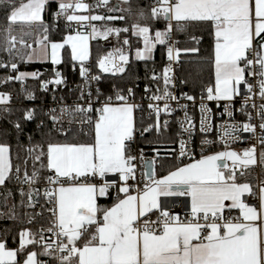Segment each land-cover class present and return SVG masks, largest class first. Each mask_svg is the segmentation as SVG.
<instances>
[{
    "label": "snow or ice",
    "instance_id": "6c2138e0",
    "mask_svg": "<svg viewBox=\"0 0 264 264\" xmlns=\"http://www.w3.org/2000/svg\"><path fill=\"white\" fill-rule=\"evenodd\" d=\"M53 4L55 9L49 12ZM122 4L128 7L98 0L95 8L122 13L99 15L78 14L93 8L83 0L19 4L0 0L8 13L0 51L10 58L0 60V69L10 73L0 82L23 84L29 77L37 79L39 73L21 72L18 66L35 60H50L55 66L70 63L73 71L78 65L82 79L73 103L60 97L57 107L47 111L26 107L9 121L23 155L19 151L14 155L10 144L0 142V188L6 189L7 209L0 211V218L32 227L19 230L16 248L0 239V264H264V179L257 177L255 184L246 179L247 169L257 164L256 146L242 153L205 154L203 145L214 143L205 139L196 159L190 147L196 126L188 105L180 104L196 98L187 93L178 97L170 90L175 87L171 63L179 61L181 52H200L197 47H176L179 41L174 33L187 32L199 42L190 29L206 30L212 48L204 62L211 66L212 79L202 85L199 131L207 133L213 127L212 109L206 102L214 101L218 107L224 102L221 115L234 121L220 137L225 149L230 143L244 142L248 137L243 134H250L262 148L259 160L264 166V0H153L147 10L134 8L132 0ZM46 14L50 22L45 21ZM129 19V27L107 26V22ZM161 21L163 29H154L152 25ZM92 22H104V26ZM14 25L27 26L29 31L21 29L15 35ZM130 30L142 42L135 50L137 61L153 60L161 45L170 62L162 76L153 71L148 77L156 83L155 91L144 88L149 117L154 114L155 120L140 128L135 113L143 105L135 102L134 89L113 85V93L106 95L98 86L101 75H92L87 66L90 40L119 38ZM58 33H63L61 38L54 39ZM122 43L131 47L126 38ZM130 54L116 48L98 57L97 66L102 73L122 75ZM49 85L66 86V79L57 70L53 80L41 83V89L46 92ZM237 97L239 109L235 108ZM11 99L9 93H0L2 111L8 115L12 114ZM25 99L35 101V92L26 91ZM173 101L184 110L180 132L188 139H179L181 164L157 177L159 150L154 147L155 155L148 159L144 149L134 151V145L137 132L144 137L161 131V114L171 116L176 111ZM236 111L246 119L235 121ZM31 123L36 124L35 134L27 133ZM168 123L163 122L165 129ZM220 127L224 130V125ZM26 133L27 146H23L20 137ZM185 158L189 162L183 163ZM229 160L231 167L221 163ZM13 182L19 185L18 204L7 188ZM173 197L187 198L183 215L171 211L168 198ZM102 199L111 202L102 204Z\"/></svg>",
    "mask_w": 264,
    "mask_h": 264
},
{
    "label": "trees",
    "instance_id": "16d2710c",
    "mask_svg": "<svg viewBox=\"0 0 264 264\" xmlns=\"http://www.w3.org/2000/svg\"><path fill=\"white\" fill-rule=\"evenodd\" d=\"M27 0H17V4L20 2H26ZM132 5L135 8H144L145 10L148 9L147 2L143 0H132ZM55 9V4L52 5V8L49 9V12L53 11ZM7 12L3 7H0V42H2L4 37V29L8 26V21L6 19ZM45 21L50 22L48 14L45 15ZM104 23V22H103ZM132 23V20H126V21H111L107 22V26L116 27V28H123V27H129ZM141 23H145L144 21H141ZM154 29H163L164 23L157 22L153 25ZM14 33L15 35L21 34V29L23 31H29L27 26H21V25H14ZM190 32L192 35H195L199 42L196 40H192L190 38L189 33H174V37L179 41L178 47L183 49L185 47H197L200 49L199 53H182L181 55V66L178 70V77L181 81H187V83H183V90L186 91L189 94L199 96V94L202 91V85L207 84L212 79L211 74V66L208 63H205L204 61L210 56L211 48H212V37L208 34V32L204 29L200 28H191ZM63 33L56 34L53 38L59 40L61 38V35ZM122 35H125L129 38L130 42V63L128 65V68L126 72L122 75L112 76L109 74H100L101 84L104 87L105 92H108V89H110L113 85L118 86H130L133 85L136 80L140 79L142 80V84L150 82L151 79L148 77L151 76L153 71L160 72L162 71L164 62H165V48L164 46L158 45L155 52H154V59L151 61H137L135 59V50L137 47H142V42L134 35H132L131 30L128 33H123ZM26 39H31L27 38ZM107 52V49L104 48L101 44V42L94 41L92 45V62L94 65L97 62L98 57L104 55ZM7 53L4 51H0V60H9ZM67 59V57H66ZM23 67L28 68L29 70H32L36 67H49L52 68L53 66L51 64H24L22 62L21 64ZM72 69V65L70 63H64L62 65L54 67V71H60L63 75L67 76ZM95 72H97L95 68ZM12 114L8 115L6 113H3L2 109H0V142H7L11 145L13 154L17 151L23 155V148L17 147V137L12 132V126L9 123L10 120H14L17 118V116L20 113V110L23 109L22 107H13ZM142 122V123H141ZM149 120H137V127L140 128L141 126H147L149 123ZM36 132V124L31 123L27 126V133H33ZM27 133L20 137V143L23 146H27ZM39 135H36V139H39ZM139 144L146 149H150L147 146L149 144H155V143H175L176 142V130L173 126H170L169 128L160 131L159 133H156L155 131L151 133H146L144 137L139 138L138 140ZM153 154V152L147 151L146 154ZM170 155V156H169ZM181 163L177 162L174 156H172L171 152H168L165 156H160L157 159L156 164V173L158 176L167 174V171L171 168H174L175 166L180 165ZM241 182L245 178H240ZM246 179L249 182H252L254 184L253 176L249 172ZM8 189H11L14 197V201L18 204L20 197H19V185H16L15 182L12 184L7 185ZM6 194V189L0 188V211H7V209L4 207V195ZM110 200H107V203H110ZM9 204L12 203V201H8ZM29 226L26 225V223H17L13 222L11 220L0 218V239H6L7 240V246L9 248H16L18 247V232L22 227ZM32 227V226H29ZM39 251L40 249H36ZM41 259H48L47 257H40Z\"/></svg>",
    "mask_w": 264,
    "mask_h": 264
},
{
    "label": "built area",
    "instance_id": "2783aa9c",
    "mask_svg": "<svg viewBox=\"0 0 264 264\" xmlns=\"http://www.w3.org/2000/svg\"><path fill=\"white\" fill-rule=\"evenodd\" d=\"M145 2H147L148 4V9L149 7L153 4V0H143ZM84 3H87L91 6H93L92 9H90V12H87L88 14H91L93 10L96 9H100V8H105V7H100V8H95V5L97 4L98 0H83ZM94 23V22H92ZM82 31H85V29H81ZM87 31H90L89 29H86ZM128 39L129 38L125 35H122V33L120 34V37L117 38L116 36H110L108 38V40H101V44L104 48L107 49V52L104 54L106 55L108 52L113 51L116 48H124L126 53H131V49L129 48V46L123 45V40L124 39ZM29 43L32 44V46H35V43L32 41V39H27ZM174 40H177L174 37ZM130 44V42H129ZM18 48H20V45H17ZM176 47H178V44H176ZM165 48V46H164ZM26 50V49H25ZM24 50V51H25ZM165 62L162 68V71L160 72H156V75L158 76H162L163 70L169 66V61L167 59V51L165 48ZM183 52H181L182 55ZM15 54V53H14ZM181 55L179 58L178 62H172L171 63V68H172V73L171 75L174 77L175 79V87L171 88L170 90L176 95V96H182L184 93H187L186 91L183 90V82L179 79L178 77V70L181 66ZM3 61H7V60H3ZM118 62V60H117ZM130 63V62H129ZM22 62H19V71L21 72H28V73H32V72H37L39 73V77L37 79H33L31 77H29L23 84H21L20 82L17 81H12L9 83H3L0 82V93H9L12 97L10 104L8 105V107L13 108V107H22V108H26V107H41L43 108L44 111H47L49 108H53V107H57L58 102L60 100V97H63L64 100L68 103L71 104L73 103V101L76 99L77 96V92L75 91L77 85H80L82 83V79L79 75V66H77L76 70L73 71V69H71L70 73L65 76L64 78L66 79V86L61 85L58 88L49 85V89L48 91H43L41 89V83L45 80H53L55 78V71L54 68H49L47 66L45 67H36L32 70H29L28 68L23 67ZM129 65V64H128ZM128 65L126 66V69L128 67ZM87 66L90 67L91 70V74L92 75H100V74H109L112 75L111 73H102L100 70L95 72V65L92 61H88L87 62ZM10 73L4 69H0V81H2V79L9 75ZM12 75H15L16 73H11ZM113 76V75H112ZM149 86L153 89V91H155L156 89V83H154L153 81L150 80V82L142 84V80L138 79L136 80V82L133 85H130L128 87H131L134 89V92L136 94V99L135 102L138 104L143 105L142 110L138 109L137 112L135 113L136 115V119L137 120H149L150 123H154L155 117L154 114L151 116V118L149 117V113L150 110L147 108V104L149 103V100L146 98V94L144 92V88L145 86ZM159 85L161 88H163V80L161 79L159 81ZM100 87V90L106 94V95H111L113 93V91L115 90L114 87L112 86L110 89H108V92L106 93L104 90V87L101 84V81L98 85ZM26 91H33L36 94L37 99L35 101H29L27 99H25V92ZM188 95H192L187 93ZM53 95H55L56 97V101L53 100ZM194 96L196 99L195 101H187V100H181L180 104H187L188 105V115L191 117L192 121L194 122L196 128H195V135L192 136L191 141H190V147L192 152L195 154L196 159L200 158V153H201V148H202V141L205 139L208 140H212L214 141L213 144L211 145H203L205 154H212L218 151H224V150H235L237 152H243L244 149L252 147L253 145L256 146V152H257V164L254 166H250L247 169V172L251 173L253 176V180H254V184L257 182L256 178H262L264 179V166H261L260 164V160H259V154L262 151V148L258 142V140L255 137H251L250 134H243L245 137H248V139H246L244 142H236V143H230V147L228 149H225L224 144L222 143L220 137L223 135V132L226 131L228 129V126L233 123V118H230L227 114L225 115H221V113L223 112V103L221 102L220 106H217L216 102H206L207 106L210 107L212 109V129L207 132V133H201L199 131V125H200V110H199V104H200V94L199 96ZM142 97H145L144 99H142ZM240 98L237 97V102L235 104V108L239 109L240 107ZM161 102V106H162ZM171 105L174 109H176V111L173 112V114L171 116L166 115L164 113L161 114L160 120H161V131L165 130L164 126H163V122L165 120H167L168 126L167 128H169L170 126H173L176 130V142L174 144V146L171 149V154L172 156L175 157V159L177 160V162L181 163L180 160L177 159V155L179 152V139L181 138V136H183L184 139H188L186 134H183L180 132V121H182L184 119V110H182L179 105L173 101L171 102ZM3 105H0V109H3ZM246 117L241 114L239 111L235 112V116H234V120L235 121H243L245 120ZM221 125H224V130L221 129ZM166 128V129H167ZM259 131V130H258ZM139 138H141V136L139 135V132H137V142L136 145H134V151L138 148H143L144 149V153L146 158L151 159L155 153L153 152V148L157 147V145L155 144H149L147 147L150 149H146L145 147L141 146L138 142ZM225 139H229L228 137H225ZM147 151L153 152V154L151 153L146 154ZM189 162L187 160V158H185L183 160V163H187ZM223 163H227L229 165V167H231L232 162L229 161H222ZM170 204L173 205V207L171 208V211H173L174 213H179L181 215H183V213L185 212V207L184 202L186 201V197H173V198H168Z\"/></svg>",
    "mask_w": 264,
    "mask_h": 264
},
{
    "label": "crops",
    "instance_id": "0c3cea01",
    "mask_svg": "<svg viewBox=\"0 0 264 264\" xmlns=\"http://www.w3.org/2000/svg\"><path fill=\"white\" fill-rule=\"evenodd\" d=\"M117 4H121L122 7H128V5L126 4H122V0H110V5H117ZM134 7V6H133ZM135 8V7H134ZM78 14H88L87 12H84V13H78ZM91 14H99V15H120L122 13H119V12H116V13H109L107 8H100V9H96V10H93ZM117 21V20H116ZM96 23L97 27H103L104 26V23L103 22H94ZM100 41L102 40V38H97V39H92L90 40V48H91V54H92V45H93V42L94 41ZM34 47H37V45H35ZM27 51V50H25ZM135 54V53H134ZM103 56V55H102ZM91 58H92V55H91ZM90 58L89 61H92V59ZM51 64L50 60L49 61H46V62H41V61H38V60H35L33 62H24V64ZM52 65V64H51ZM53 68L57 67L55 65H52ZM78 66V65H77ZM95 68L97 71H99L100 69L98 68L97 66V62L95 64ZM128 68V67H127ZM127 70V69H126ZM101 71V70H100ZM175 143H155V145H157V149L159 150V153H160V156H165L168 152L171 151L172 147L174 146ZM170 156V155H169ZM157 164V163H156ZM157 177H159L157 175ZM100 203L102 204H108L107 203V200H101Z\"/></svg>",
    "mask_w": 264,
    "mask_h": 264
},
{
    "label": "water",
    "instance_id": "95a60500",
    "mask_svg": "<svg viewBox=\"0 0 264 264\" xmlns=\"http://www.w3.org/2000/svg\"><path fill=\"white\" fill-rule=\"evenodd\" d=\"M221 163H223V162H221Z\"/></svg>",
    "mask_w": 264,
    "mask_h": 264
},
{
    "label": "rangeland",
    "instance_id": "374dc122",
    "mask_svg": "<svg viewBox=\"0 0 264 264\" xmlns=\"http://www.w3.org/2000/svg\"><path fill=\"white\" fill-rule=\"evenodd\" d=\"M27 2V1H26Z\"/></svg>",
    "mask_w": 264,
    "mask_h": 264
}]
</instances>
